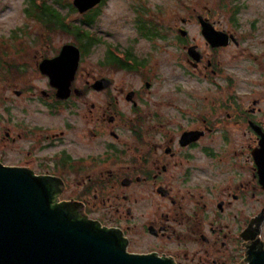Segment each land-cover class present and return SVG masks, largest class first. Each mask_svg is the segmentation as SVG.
Here are the masks:
<instances>
[{"label":"flooded vegetation","instance_id":"flooded-vegetation-1","mask_svg":"<svg viewBox=\"0 0 264 264\" xmlns=\"http://www.w3.org/2000/svg\"><path fill=\"white\" fill-rule=\"evenodd\" d=\"M104 1L83 14L86 36L71 35V41L53 47V37L42 36L44 52H28L24 46V51L0 60L6 87L23 85L14 94L26 104L17 122L10 107L3 122L5 146L19 143L21 157L19 164L4 166L54 180L56 203L66 204L77 218L120 232L128 254L154 255L174 264H250L264 252V167H258L255 158L264 142V94L236 98L217 56L244 42L237 21L241 7L222 5L229 16L236 10L227 30L197 16L207 50L185 29L187 19L175 29L173 45L169 23L165 31L160 22L138 19L137 29L151 51L141 56L108 46L100 64L122 73L117 82L84 67L85 56L101 43L88 28ZM200 18L227 34L228 44L212 47ZM68 45L78 49L80 61L72 82L60 93L40 65L58 58ZM172 46L178 54L183 51L192 71L227 82L217 87L220 97L178 110L155 99L157 82L166 77L159 73V53ZM191 48L198 60L190 56ZM34 75L45 78L46 85L30 83ZM127 75L138 77L139 85L130 83ZM102 80L109 85L100 88L97 82ZM170 108L178 118L169 115ZM42 112L61 120L37 124L32 114ZM159 200L165 212H144ZM142 245L148 248L142 250Z\"/></svg>","mask_w":264,"mask_h":264},{"label":"rangeland","instance_id":"rangeland-1","mask_svg":"<svg viewBox=\"0 0 264 264\" xmlns=\"http://www.w3.org/2000/svg\"><path fill=\"white\" fill-rule=\"evenodd\" d=\"M35 2L37 4L45 2L52 6L62 17H66V24L81 25L84 28V15L78 14L76 10L71 12L69 8L72 0H35ZM225 4L241 7L237 21L244 42L239 48L225 50L217 55L220 59V67L230 78L228 84L231 83L235 88L236 98L251 100L260 97L264 94V0H105L99 7L94 23L88 28L101 43L96 44L85 56L84 67L91 73L95 70L97 76H108L119 82L122 73L116 74L112 68L100 63L105 61L108 46L133 50L141 56L151 51L150 43L143 40L137 29L140 25L138 19L160 22L165 27V31L170 25V45H173L177 35L175 29L183 26L182 19H187L189 24L185 29L191 38L195 37L203 49L207 50L200 36L197 16L206 17L216 23L219 29L227 30L230 24L229 12L222 9V5ZM32 5L33 0H0V60L5 61L15 51H24V46L27 47L28 52H44V48H40L43 42L42 36L53 37L50 40L52 47L72 40L70 34L59 30L48 31L42 21L35 18L38 13ZM31 10L34 15L27 12ZM159 13H162V19L157 17ZM178 53L179 51L173 46L165 53H159V73L162 77L163 75L166 77L157 82L155 99L164 100L178 110L180 106L189 109L188 107L195 102L220 97L217 87L227 82L214 76L212 81L199 72L192 71L185 62L183 51L181 54ZM127 77L130 83L139 85L138 77L128 75ZM33 82L40 88L47 83L40 75H34L30 83ZM22 88L21 84L6 87L4 79L0 76V163L6 166L19 164L21 161L19 143L6 146L4 144L3 122L7 118L9 107L12 109L15 121L20 119L22 108L26 104L16 98L14 90H22ZM5 97L8 99L5 100ZM27 105L29 110L37 112L35 107ZM174 109H168L169 115L178 118L179 113ZM32 116L40 125H51L61 120L49 117L46 112L35 113ZM67 117L68 120H74ZM160 201L148 204L144 212L159 214L165 212L164 204ZM141 247L142 250L148 248L147 245Z\"/></svg>","mask_w":264,"mask_h":264},{"label":"water","instance_id":"water-1","mask_svg":"<svg viewBox=\"0 0 264 264\" xmlns=\"http://www.w3.org/2000/svg\"><path fill=\"white\" fill-rule=\"evenodd\" d=\"M101 2L73 0L72 5L83 15ZM200 22L212 47L228 44L227 34L216 32L202 18ZM189 53L198 60L195 48ZM79 61L78 49L64 46L58 58L40 65V71L62 93L63 86L72 82ZM109 83L97 82L100 88ZM260 153L255 158L258 167H264V142ZM53 181L28 169L0 164V264H174L154 255L128 254L120 232L77 218L66 204L56 203ZM250 264H264V252L256 254Z\"/></svg>","mask_w":264,"mask_h":264},{"label":"trees","instance_id":"trees-1","mask_svg":"<svg viewBox=\"0 0 264 264\" xmlns=\"http://www.w3.org/2000/svg\"><path fill=\"white\" fill-rule=\"evenodd\" d=\"M32 6L36 9L35 12L38 13L37 15H35V18L41 20L42 24L46 27L48 31L52 32L55 30H59L61 32L79 38L86 36V32L84 31V28H82L81 25L78 26L74 24H66V17H62L56 9H54L52 6L47 5L45 2H40L39 4H37L35 0H33ZM69 8L71 12L75 10L72 4L69 5ZM27 12L30 15H34V12L32 10ZM230 14L231 15L228 17L229 19H236V10L233 11V9H231Z\"/></svg>","mask_w":264,"mask_h":264}]
</instances>
